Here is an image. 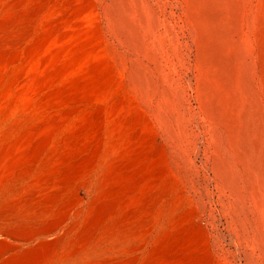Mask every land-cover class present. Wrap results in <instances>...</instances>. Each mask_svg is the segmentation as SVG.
Returning a JSON list of instances; mask_svg holds the SVG:
<instances>
[{
	"label": "rangeland",
	"instance_id": "374dc122",
	"mask_svg": "<svg viewBox=\"0 0 264 264\" xmlns=\"http://www.w3.org/2000/svg\"><path fill=\"white\" fill-rule=\"evenodd\" d=\"M62 263L264 264V0H0V264Z\"/></svg>",
	"mask_w": 264,
	"mask_h": 264
},
{
	"label": "bare ground",
	"instance_id": "6f19581e",
	"mask_svg": "<svg viewBox=\"0 0 264 264\" xmlns=\"http://www.w3.org/2000/svg\"><path fill=\"white\" fill-rule=\"evenodd\" d=\"M117 235H118V234H117ZM115 237H116V235H115ZM109 239H110V237H109ZM114 240H115V238H114ZM112 241H113V240H112ZM115 241H116V240H115ZM116 242H117V241H116ZM116 244H117V243H116ZM97 247H98V246H97ZM92 250H94V249H92ZM96 250H97V249H96ZM98 250H99V247H98ZM87 251H89V250H87ZM92 253H93V252H90V254H92ZM85 254H86V253H85ZM85 254H84V256H86ZM62 264H63V263H62Z\"/></svg>",
	"mask_w": 264,
	"mask_h": 264
}]
</instances>
